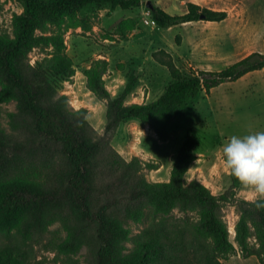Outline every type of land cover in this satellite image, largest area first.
I'll return each mask as SVG.
<instances>
[{
    "label": "trees",
    "instance_id": "obj_1",
    "mask_svg": "<svg viewBox=\"0 0 264 264\" xmlns=\"http://www.w3.org/2000/svg\"><path fill=\"white\" fill-rule=\"evenodd\" d=\"M19 1L24 11L15 16L14 37L0 35V75L6 78L0 102L17 101L18 112L10 115L20 120L29 137L19 140L0 127V264H34L32 241H40L46 231V214L66 205L95 226V264H179L181 252L187 251L192 252L197 264H224L223 259L240 250L245 257L257 255L264 264V208L258 209L237 195L240 182L230 174V189L220 195L199 179L186 183V173L198 158L200 136L195 127L187 129L174 158L170 182L148 181L141 173L143 163L136 157L125 160L112 144L119 127L130 119L149 124L161 139H167L168 111L172 107L183 105L202 91L210 93L223 83L264 69V52H253L221 70L199 69L190 76L183 73L169 52H157L154 58L169 70L172 82L160 97L144 103L126 101L139 84L136 75L129 76L123 93L115 97L106 83L108 60H93L84 71L86 85L107 104L105 129L99 135L87 119L89 110L72 108L67 94L60 93L54 83L55 78L76 74L62 30L89 4L110 3L112 9H130L140 7L144 0ZM150 12L161 28L200 20L219 22L228 17L226 11L197 3H189L181 15L156 4ZM36 48L46 51V56L31 64L29 57ZM145 167L158 169L160 165L148 163ZM116 171L121 172L117 184H108L107 189L99 186L105 174ZM113 190L119 192L117 197L110 195ZM102 193H108V198L100 204ZM121 197L127 198L128 205L146 202L158 213H168L175 206L199 210L200 220H187L180 240L160 226L154 233L136 239V252L126 254L130 230L111 212ZM227 203L237 204L240 211L237 246L221 218ZM142 213L139 210L132 217L138 220ZM253 237L257 249L251 242ZM52 244L59 251L70 252L77 249L78 239L70 234L65 240L55 238Z\"/></svg>",
    "mask_w": 264,
    "mask_h": 264
},
{
    "label": "rangeland",
    "instance_id": "obj_2",
    "mask_svg": "<svg viewBox=\"0 0 264 264\" xmlns=\"http://www.w3.org/2000/svg\"><path fill=\"white\" fill-rule=\"evenodd\" d=\"M147 1L144 0L140 7L130 9H112L110 3H92L77 12L75 20H68L64 25L62 32L66 52L74 60L76 74L55 78L54 83L60 93L67 94L72 108L89 110L88 117L95 128L99 124L96 118L104 119L105 126L107 111L106 102L87 88L83 74L95 59L108 60L110 70L106 81L114 96L123 93L130 75H136L139 84L126 101L144 103L156 100L172 82L169 70L155 60L154 54L157 52H169L186 76L199 69L221 70L253 52H264V0H151L173 15L184 14L189 3L228 12V17L223 21L200 20L169 28H161L154 22ZM23 11L19 0H0V35L14 37L15 16ZM44 56L46 51L36 48L29 60L35 64ZM245 80L251 83V90L260 85L261 91L238 95L230 100V106L222 102L218 111V122H223L220 124L221 134L215 126L216 112L210 103L203 100L205 93L200 92L183 105L168 111L167 139H161L149 124L148 128L139 120H127L120 134V143L128 148H121L122 153L116 150L127 161L138 158L144 167L141 173L148 181L170 182L174 158L185 141L187 129L195 127L200 136V145L196 149L198 158L191 164L185 181L190 184L194 179H199L216 195L227 192L231 181L221 158L222 145L232 135L264 131V69ZM5 83L6 78L0 75V91ZM225 91L230 96L233 93L229 85ZM17 112L16 100L0 102V127L23 140L29 137V132L22 123H18L20 120L11 117V113ZM148 163L161 166L150 169L145 167ZM120 175V171L113 175L105 174L99 186L107 189L108 184H117ZM236 193L245 198L250 197L251 190L242 185ZM110 195L117 197L119 192L113 190ZM100 198V204L106 202L108 193H102ZM127 202V198L121 197L111 209L112 216L130 230V239L125 243L126 254L136 252V239L154 233L160 226L180 240L181 234L186 231L187 220H200L199 210L186 211L175 206L168 213H158L146 202L133 205ZM139 210L143 212L142 217L134 219L132 216ZM220 213L228 227L230 240L237 246L236 226L240 219L237 204H225ZM44 229L46 231L41 240L36 242L34 238L32 241L34 264H95L98 248L95 226L84 221L71 206L48 212ZM70 234L78 239L76 250L62 252L53 247L55 238L65 240ZM187 237L189 240V231ZM251 242L257 249L255 237ZM240 253L238 264H261L257 255H252L256 261H246L249 257H245L241 250ZM181 254L183 259L178 261L179 264H197L192 259V252ZM233 256H239V252L222 262L230 264L228 260Z\"/></svg>",
    "mask_w": 264,
    "mask_h": 264
},
{
    "label": "clouds",
    "instance_id": "obj_3",
    "mask_svg": "<svg viewBox=\"0 0 264 264\" xmlns=\"http://www.w3.org/2000/svg\"><path fill=\"white\" fill-rule=\"evenodd\" d=\"M225 170L251 190L250 201L264 208V131L232 135L221 147Z\"/></svg>",
    "mask_w": 264,
    "mask_h": 264
},
{
    "label": "crops",
    "instance_id": "obj_4",
    "mask_svg": "<svg viewBox=\"0 0 264 264\" xmlns=\"http://www.w3.org/2000/svg\"><path fill=\"white\" fill-rule=\"evenodd\" d=\"M259 71H261V70H257V71H253V72H250V73H248L247 75H245L244 77H242L241 79H239V80H237V81H234V82H229V83H223V84H221L220 86H218V87H215V88H213L212 90H211V92L210 93H207L206 91H202L201 93L203 94V93H205V96H204V98H203V100L206 102V103H210V105L213 107V110L216 112V122H215V126H216V128L218 129V131H219V133L221 134V129H220V124L221 123H223V122H218V119H219V113H218V111H219V108H220V106H222L221 104H222V102H224V104L226 105V106H230V100L231 99H233V98H235V97H237L238 95H241V96H244V95H247V94H250L251 92H260L261 90L259 89V87H260V85H258L256 88L258 89V91H255V90H257V89H255V90H251V88H250V85H251V83H249V82H247L245 79H247L248 77H251V75H253V73H256V72H259ZM109 73V72H108ZM83 74H84V72H83ZM86 77V76H85ZM107 77V76H106ZM245 80V81H244ZM242 81H244V82H242ZM106 83H107V81H106ZM227 85H229V89H231L232 90V95L230 96V95H228V93L225 91L226 89H227ZM231 85H235V86H231ZM107 87H108V85H107ZM109 89V88H108ZM110 90V89H109ZM235 90H237L236 91V93H235ZM90 91V90H89ZM110 92H111V90H110ZM112 93V92H111ZM113 95V94H112ZM114 96V95H113ZM116 97V96H115ZM107 105V104H106ZM88 114H89V112H88ZM106 114H107V111H106ZM88 119H89V117H88ZM106 120H107V118H106ZM130 120H136V119H130ZM89 121H90V119H89ZM103 121V122H102ZM91 122V121H90ZM96 122H98L99 124H98V127L96 126V130L98 131V132H100V133H103V131H104V129H105V126H104V119L103 120H99L98 118H96ZM125 123H127V122H124V123H122V125L119 127V129H118V131H117V133H116V135L114 136V138H113V140H112V144H113V146L120 152V153H122V151H120L121 150V148H123V149H127L128 147H127V145H125V144H121L120 143V134H121V131H122V129H123V127H124V125H125ZM93 125V124H92ZM106 125V124H105ZM103 126H104V129H103ZM144 127H148L149 128V125H147V124H144ZM161 166V165H160ZM245 198H248V199H250V197H248V196H244ZM239 258H241V253H240V251H239V256H233L232 258H230L229 260H228V262L230 263V264H238L239 263ZM255 259V261H256V258L254 257V256H252V257H249V258H247V259H245L246 261H253Z\"/></svg>",
    "mask_w": 264,
    "mask_h": 264
},
{
    "label": "water",
    "instance_id": "obj_5",
    "mask_svg": "<svg viewBox=\"0 0 264 264\" xmlns=\"http://www.w3.org/2000/svg\"><path fill=\"white\" fill-rule=\"evenodd\" d=\"M148 8L152 9L154 7V3L151 0L147 1Z\"/></svg>",
    "mask_w": 264,
    "mask_h": 264
},
{
    "label": "built area",
    "instance_id": "obj_6",
    "mask_svg": "<svg viewBox=\"0 0 264 264\" xmlns=\"http://www.w3.org/2000/svg\"><path fill=\"white\" fill-rule=\"evenodd\" d=\"M155 22V21H154Z\"/></svg>",
    "mask_w": 264,
    "mask_h": 264
}]
</instances>
